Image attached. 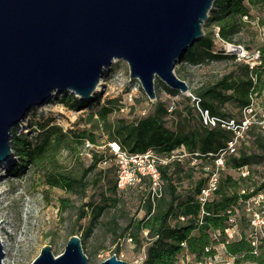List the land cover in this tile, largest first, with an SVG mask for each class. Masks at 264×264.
<instances>
[{"label":"trees","instance_id":"trees-1","mask_svg":"<svg viewBox=\"0 0 264 264\" xmlns=\"http://www.w3.org/2000/svg\"><path fill=\"white\" fill-rule=\"evenodd\" d=\"M252 11L264 14V0H217L204 26L205 35L187 50L181 61L197 66L229 62L232 68L223 76L191 90V96L173 90L157 80V99L145 116L134 119L119 116L110 122L109 117L121 110L120 105L114 101L101 105L100 94L85 101L74 94L63 93L62 102L73 110L93 105L99 107L97 115L105 125L110 142H118L123 150L131 154H145L151 150L160 159L157 163L160 185L157 191L153 192L151 189L143 197L144 217L129 219L123 228L116 220H112L108 228L114 234V240L128 236L139 248H144V264H179L180 256L184 255L193 257L194 263H204L214 258L218 252L217 246L221 244L225 246L227 255L235 257L234 264H264V237L257 249L246 238L247 232L242 225L249 224L244 210L243 218H238L241 237L228 241L225 232L231 217L228 210L234 211L241 198H249L264 190L263 173L261 182L254 183L252 187L249 185L254 181L255 172H259L255 171L257 166L264 165V124L261 123L264 119L260 115L258 119L249 120L244 125L246 120L243 115V111L254 106V96L264 93V42L258 49L260 64L254 68L238 59L235 54L226 53L222 46L223 43L236 45L237 37L256 18ZM258 18L260 25L264 27V15ZM159 88L173 96H183V100L188 103L184 108L185 113L177 106H171L172 109L167 107L159 99ZM229 104L235 105L240 117L228 108ZM193 111L198 114L195 121ZM205 112L209 118L216 120L214 125L203 121ZM175 114L184 115L179 124L170 127L167 119ZM231 123L238 131L242 129V136L237 135ZM16 128L11 133V150L23 162L35 166L43 162L49 149L58 147L68 137L62 127L55 125H40L44 136L39 139L17 134ZM74 134V140L79 143L89 140L96 145L98 142L90 130ZM231 142L239 143L234 152L229 149ZM181 149L189 155L186 161L174 158L176 151ZM92 155L90 166L80 174L60 169L48 174L47 183L85 196L89 187L88 177L96 170L97 164L105 160V155L99 154L95 149L92 150ZM220 157L223 158L225 167L219 169L218 188L212 198L202 204L199 195L207 186L209 177L216 171V160ZM166 159L168 161L165 164L162 161ZM196 159L200 163L191 165ZM245 167L249 170L246 177L241 175V170ZM232 172H237L238 177ZM197 173L201 175L198 177ZM140 178L144 179V176L140 175ZM183 178L188 180L190 187L183 188ZM94 182H102L103 186L109 188L106 187L103 193L104 205L88 204L92 213L91 226L104 212L108 201L113 202V205L117 202L116 198L105 194L106 191L115 196L119 191L117 179H109L103 170L95 172ZM61 201L63 206L69 202L67 199ZM78 216L79 219H84L87 212L82 209ZM90 232L88 229L87 234ZM215 232L220 233L217 239H213ZM81 243H84V239H81Z\"/></svg>","mask_w":264,"mask_h":264},{"label":"water","instance_id":"water-1","mask_svg":"<svg viewBox=\"0 0 264 264\" xmlns=\"http://www.w3.org/2000/svg\"><path fill=\"white\" fill-rule=\"evenodd\" d=\"M216 2L0 0V163L21 160L11 150V133L33 106L66 92L88 101L119 59L150 100L157 99V80L190 96L175 68L205 35ZM6 254L0 238V264ZM32 262L89 264L78 235L61 255L47 245ZM99 264L131 263L113 255Z\"/></svg>","mask_w":264,"mask_h":264},{"label":"rangeland","instance_id":"rangeland-1","mask_svg":"<svg viewBox=\"0 0 264 264\" xmlns=\"http://www.w3.org/2000/svg\"><path fill=\"white\" fill-rule=\"evenodd\" d=\"M252 13L256 18L237 37L235 46H241L253 55L258 52L259 47L264 42V27L260 25L258 18V16L264 14L256 11H252ZM214 30L218 32L216 28ZM222 46L224 48L226 45L223 43ZM234 54L236 55V53ZM231 68L232 64L229 62H215L197 66L182 61L176 66L175 74L188 84L189 91H191L202 83L223 76ZM105 72L106 74L103 75V89L100 92L97 91L98 89L96 90V94L101 95V105L108 101H114L118 106L121 105L120 109L124 108L120 112L113 113L109 117L110 122L115 121L119 116L134 119L149 113L152 109L151 104L156 100L152 101L148 98L137 79L131 80L129 78V67L124 60L119 59L114 62L112 67L105 70ZM130 92L134 93L133 102L125 100L128 97L127 93ZM158 92L159 99L163 103L165 102L167 107L177 106L180 111L185 113L184 108L188 103L183 100V96H173L162 88H159ZM55 95L54 98L43 105L33 106L27 121L16 124L14 128L17 127V134L22 133L26 134L28 138L37 137L39 139L44 136V131L40 128V125L60 126L68 134L65 141L60 143L58 147L49 149L45 159L39 166L25 163L22 160H9L4 169L0 165V238L4 240V248L7 252L2 263L32 264L42 248L47 245L52 247L56 256L61 255L70 237L78 235L81 239H84V243L81 244L89 264H99L113 255L117 259L125 260L131 264H144V248H139L128 236L114 240V234L108 228L112 220H116L123 228L129 219L144 217L142 199L151 189H153V192L158 189L147 175L148 165L151 162L144 159L139 161V167L146 173L143 175L144 179L138 177L132 185L119 189L116 196L106 191L105 194L116 198L117 202L113 205V202L108 201L104 212L91 226L92 213L91 206H88V204L98 203L104 205L103 193L109 188L103 186L102 182H94L95 172L103 170L109 179L113 177L116 180L117 164L113 154L110 153V139L105 125L99 121L97 115L99 107L93 105L73 110L62 102L63 93ZM90 99L93 98L88 100ZM252 102L254 106L247 111H243L246 120L244 125L249 120L258 119L260 115L264 119V93L261 96L255 95ZM228 108L240 117L234 104H229ZM182 116L175 114L168 118V126L172 127L176 123L179 124ZM193 119L194 121L198 119L196 111H193ZM261 123L264 124V120ZM233 129L238 136H242V129L238 131L234 126ZM83 130H90L95 134L98 141L96 145L89 140L84 143L74 140V132ZM237 145L239 143L235 142V146ZM93 149L99 154H104L105 160L99 162L96 170L88 177L89 187L85 196L67 192L62 188L52 187L47 183L48 174L60 169H67L73 171L74 174H80L84 168L90 166ZM174 158L186 161L189 155L181 149L176 151ZM155 160L156 163L158 160ZM197 163H200V161L196 159L192 161L191 165ZM257 170L259 172H255L253 183H249L250 187L254 183L257 184L262 181L261 174L263 173L264 176V165L257 166L255 171ZM232 173L235 177H238L237 172ZM200 175V173H197L198 177ZM183 182V188L190 187L186 178H183ZM61 199L69 201L66 206H63ZM82 209L87 212V217L79 219L78 215ZM238 211V218H243L244 211L242 209ZM242 226L245 227L246 232L250 230V225L248 226L247 223H243ZM88 229L91 230L89 234H87ZM217 249L223 256L225 248L218 245ZM180 258L179 264H196L193 257L184 255Z\"/></svg>","mask_w":264,"mask_h":264},{"label":"built area","instance_id":"built-area-1","mask_svg":"<svg viewBox=\"0 0 264 264\" xmlns=\"http://www.w3.org/2000/svg\"><path fill=\"white\" fill-rule=\"evenodd\" d=\"M224 44L226 45L224 47L226 53H236L237 58L250 64L251 68H254L255 65L260 64L259 52L252 55L249 54L246 50H244V48H242L241 46L237 47L234 44L229 43ZM127 96L128 97H126L125 100L127 99L128 101L133 102L134 93H127ZM121 110H124V108H121ZM203 119L206 124L212 123L214 125L216 122L214 118H209L207 112L203 114ZM230 125L234 126L233 123H231ZM109 148L110 153L113 154L117 164V184L119 189L132 185V183H134L138 179V177H140V175L146 174L139 167V161H141L142 159L151 162L148 165L149 169L147 175L150 177L152 183H154L156 187L160 185V172L157 168V163L160 159L151 150L149 152H146L145 154H131L123 150L121 148V145H119V143L115 141L109 143ZM229 149L232 152L235 151V142H231L229 144ZM155 159L158 160L156 163ZM167 161L168 160L166 159L162 162L166 164ZM216 166V171H214L209 177L207 186L202 189L199 195L202 204L210 200V198H212V194L218 188L219 169H224L225 167L224 160L222 157L216 160ZM241 175L244 177L249 175V170L247 167L242 168ZM239 206H242V210L245 211L248 224L250 225V230L247 232L246 238L250 240L252 246L257 249L261 242V239L264 237V190L258 191V193L254 194L249 198H241L238 202V205L233 209L235 213H233L234 211L232 210H228V213L231 214V217L229 219V227L225 230L228 241L239 239L241 237L240 227L238 226ZM219 234V232H215L213 234V239H217ZM221 245L225 248L223 244ZM206 250L208 251L209 248H206ZM234 260V256L227 255L226 252H224V255L222 256L218 251L217 254L214 255V258H211L205 261L204 263L199 262L198 264H234Z\"/></svg>","mask_w":264,"mask_h":264},{"label":"bare ground","instance_id":"bare-ground-1","mask_svg":"<svg viewBox=\"0 0 264 264\" xmlns=\"http://www.w3.org/2000/svg\"><path fill=\"white\" fill-rule=\"evenodd\" d=\"M116 61V60H115ZM103 84V83H102ZM100 85V87L98 88V92H100V91H102V89H103V85ZM8 162H9V160H6V161H4V162H1L0 163V165H1V167H3V169L8 165Z\"/></svg>","mask_w":264,"mask_h":264}]
</instances>
